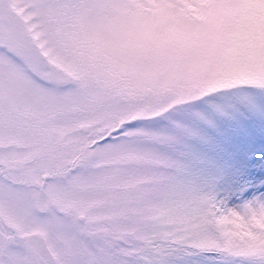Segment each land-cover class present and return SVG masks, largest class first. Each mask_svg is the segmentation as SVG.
<instances>
[{
  "label": "snow or ice",
  "instance_id": "obj_1",
  "mask_svg": "<svg viewBox=\"0 0 264 264\" xmlns=\"http://www.w3.org/2000/svg\"><path fill=\"white\" fill-rule=\"evenodd\" d=\"M0 264H264V0H0Z\"/></svg>",
  "mask_w": 264,
  "mask_h": 264
}]
</instances>
